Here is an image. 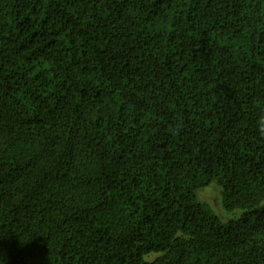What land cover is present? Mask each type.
<instances>
[{
	"label": "trees",
	"instance_id": "obj_1",
	"mask_svg": "<svg viewBox=\"0 0 264 264\" xmlns=\"http://www.w3.org/2000/svg\"><path fill=\"white\" fill-rule=\"evenodd\" d=\"M0 264H264V0H0Z\"/></svg>",
	"mask_w": 264,
	"mask_h": 264
},
{
	"label": "rangeland",
	"instance_id": "obj_2",
	"mask_svg": "<svg viewBox=\"0 0 264 264\" xmlns=\"http://www.w3.org/2000/svg\"><path fill=\"white\" fill-rule=\"evenodd\" d=\"M197 198L200 202L208 205L222 222H227L240 214V211L229 213L223 209L221 204L220 187L216 183L200 189L197 192Z\"/></svg>",
	"mask_w": 264,
	"mask_h": 264
}]
</instances>
